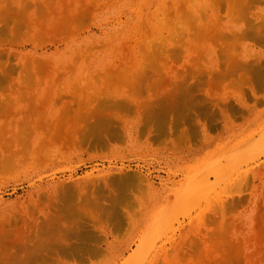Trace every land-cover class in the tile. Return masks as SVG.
<instances>
[{
	"label": "rangeland",
	"instance_id": "rangeland-1",
	"mask_svg": "<svg viewBox=\"0 0 264 264\" xmlns=\"http://www.w3.org/2000/svg\"><path fill=\"white\" fill-rule=\"evenodd\" d=\"M0 264H264V0H0Z\"/></svg>",
	"mask_w": 264,
	"mask_h": 264
},
{
	"label": "bare ground",
	"instance_id": "bare-ground-1",
	"mask_svg": "<svg viewBox=\"0 0 264 264\" xmlns=\"http://www.w3.org/2000/svg\"><path fill=\"white\" fill-rule=\"evenodd\" d=\"M72 215V214H71Z\"/></svg>",
	"mask_w": 264,
	"mask_h": 264
}]
</instances>
